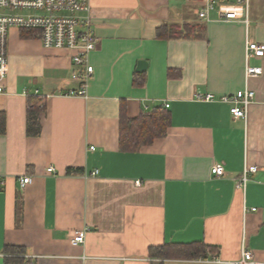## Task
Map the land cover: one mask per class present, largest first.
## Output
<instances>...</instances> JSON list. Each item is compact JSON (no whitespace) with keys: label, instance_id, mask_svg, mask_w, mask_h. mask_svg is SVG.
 <instances>
[{"label":"crops","instance_id":"crops-1","mask_svg":"<svg viewBox=\"0 0 264 264\" xmlns=\"http://www.w3.org/2000/svg\"><path fill=\"white\" fill-rule=\"evenodd\" d=\"M202 6L90 0L96 42L86 96L68 94L80 87L70 51L44 47L37 31L8 30L0 264H229L243 250L264 264V57L248 61L259 75L244 73L246 41L264 44V0H250L247 21L220 20L216 10L202 19ZM139 60L147 62L143 72ZM244 88L255 97L246 117L235 118L220 98ZM206 94L213 99L197 97ZM158 107L168 112L166 134L122 150L120 117ZM29 111L38 117L36 134L28 132ZM217 163L223 176L211 174ZM245 166L258 170L240 191L235 178ZM24 175L32 182L21 187ZM81 229L84 242L72 244L71 232ZM197 242L213 252L149 253Z\"/></svg>","mask_w":264,"mask_h":264},{"label":"built area","instance_id":"built-area-1","mask_svg":"<svg viewBox=\"0 0 264 264\" xmlns=\"http://www.w3.org/2000/svg\"><path fill=\"white\" fill-rule=\"evenodd\" d=\"M249 2L250 0H203V6L198 15L202 19H208L209 11L216 10L220 20L243 19L247 21ZM89 10L90 0H0V94L4 92L8 72V30L15 27L37 31L42 45L46 48L70 51L71 62L77 69L72 77L80 81V87L68 94L86 96L87 83L93 73V66L89 63V55L96 42L90 26ZM253 57H264V44L247 40L244 67L246 78L257 76L262 71L260 66L248 64L249 59ZM197 97L199 100L206 101L213 99L211 94L198 95ZM254 97V91L244 88L237 91L233 96H222L220 99L232 104L230 113L233 117L245 118L247 107L254 100ZM46 170L54 172L52 166ZM257 170L256 166H245L240 176L235 178V188L244 191L249 175L257 172ZM210 171L216 177L224 175V167L220 163L213 164ZM18 181L19 185L24 187L32 182V177L30 175L20 176ZM251 209L254 210L255 208ZM85 233V229L72 231L71 243H83ZM229 264H256V262L253 261L251 252L243 250L240 258Z\"/></svg>","mask_w":264,"mask_h":264},{"label":"trees","instance_id":"trees-1","mask_svg":"<svg viewBox=\"0 0 264 264\" xmlns=\"http://www.w3.org/2000/svg\"><path fill=\"white\" fill-rule=\"evenodd\" d=\"M22 35L32 36L37 32L35 30L20 29ZM178 31V30H177ZM3 118V116H1ZM169 124L168 112L164 108H156L155 110L140 115L134 119H128L125 116L120 117V135L119 143L122 150H137L142 145L151 143L153 139L162 137L166 134V129ZM27 126L29 133H38V117L35 112H28ZM3 130V126L0 128ZM210 253L213 250L209 246L197 242L194 244H167L161 246L150 247L149 253L151 256L161 258H173V257H188L198 258L206 257V251ZM6 252H19V247L5 246Z\"/></svg>","mask_w":264,"mask_h":264},{"label":"water","instance_id":"water-1","mask_svg":"<svg viewBox=\"0 0 264 264\" xmlns=\"http://www.w3.org/2000/svg\"><path fill=\"white\" fill-rule=\"evenodd\" d=\"M147 62L145 60H139L136 70L138 72H143L146 69Z\"/></svg>","mask_w":264,"mask_h":264},{"label":"rangeland","instance_id":"rangeland-1","mask_svg":"<svg viewBox=\"0 0 264 264\" xmlns=\"http://www.w3.org/2000/svg\"><path fill=\"white\" fill-rule=\"evenodd\" d=\"M229 1H233V0H229Z\"/></svg>","mask_w":264,"mask_h":264}]
</instances>
